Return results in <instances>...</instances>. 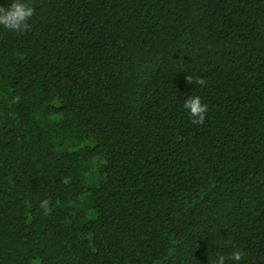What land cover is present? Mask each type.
<instances>
[{
    "label": "trees",
    "instance_id": "16d2710c",
    "mask_svg": "<svg viewBox=\"0 0 264 264\" xmlns=\"http://www.w3.org/2000/svg\"><path fill=\"white\" fill-rule=\"evenodd\" d=\"M29 2L0 26V264H264V0Z\"/></svg>",
    "mask_w": 264,
    "mask_h": 264
},
{
    "label": "clouds",
    "instance_id": "9594fccd",
    "mask_svg": "<svg viewBox=\"0 0 264 264\" xmlns=\"http://www.w3.org/2000/svg\"><path fill=\"white\" fill-rule=\"evenodd\" d=\"M33 15L34 7L29 0H8L6 5H0V26L14 33H23L29 28V20ZM188 82L192 83L190 79ZM195 82L204 83L199 79ZM183 107L193 123H203L208 106L202 102L198 95H191L184 99ZM41 207L47 209L48 201H42ZM243 255L242 249L235 248L231 252V260L234 264H239ZM211 264H226V257L223 254H218L211 260Z\"/></svg>",
    "mask_w": 264,
    "mask_h": 264
}]
</instances>
